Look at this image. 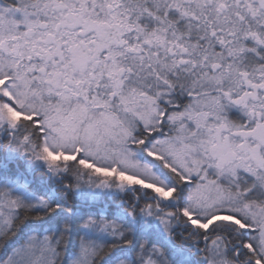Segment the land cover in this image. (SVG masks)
<instances>
[{
  "label": "snow or ice",
  "instance_id": "1",
  "mask_svg": "<svg viewBox=\"0 0 264 264\" xmlns=\"http://www.w3.org/2000/svg\"><path fill=\"white\" fill-rule=\"evenodd\" d=\"M0 264H264V0H0Z\"/></svg>",
  "mask_w": 264,
  "mask_h": 264
}]
</instances>
